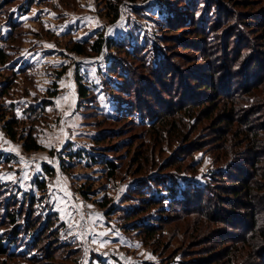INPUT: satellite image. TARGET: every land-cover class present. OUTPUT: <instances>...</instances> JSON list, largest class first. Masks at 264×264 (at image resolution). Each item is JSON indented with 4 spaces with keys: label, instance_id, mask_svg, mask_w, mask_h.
Wrapping results in <instances>:
<instances>
[{
    "label": "rangeland",
    "instance_id": "1",
    "mask_svg": "<svg viewBox=\"0 0 264 264\" xmlns=\"http://www.w3.org/2000/svg\"><path fill=\"white\" fill-rule=\"evenodd\" d=\"M26 1L12 0L5 4L4 0H0V54L4 55V58L0 57V115L4 112V119H9L4 108L11 107L20 120L17 127L19 134L31 131L42 149L24 151L20 139L12 140L6 134L0 116V182L13 185L22 193L34 194L36 207L43 217L46 212H56L59 217L56 223H64L61 239L70 241L77 252L73 253L71 261L70 256L63 261L55 259L52 264H181V258L188 261L206 252L210 253L217 247H228L222 260L228 252L233 258L237 249L248 250L249 243L241 245L242 241L236 237L239 245H233L234 240H227L230 233L246 235L238 221H235L238 225L236 228L234 225L213 222L212 219L205 220L197 214L181 215L166 224L162 229L164 235L150 244L142 239L143 236H138L129 223L128 230L123 227V218H119L121 212L107 214V210L101 209L98 202L104 201L105 197L111 200L110 207L119 206L120 210L137 205L138 201L134 197L124 200L135 181L151 177L159 171L173 172L167 166L169 158H183L182 164L191 163L198 169L196 175L184 172V178L177 179L178 191L189 183L204 185V178L209 172L215 170V166L224 164L211 157L213 152L208 151L209 147L217 148L220 144L217 152H222L224 137L235 141L244 135L239 132L244 120L228 114L230 94L246 90L251 97L264 98L263 56L259 53L255 55L258 64L248 75L252 77L253 74L255 81L246 88L245 79L248 76L244 75L249 64L246 61L253 51L252 45L254 41L257 44L264 33V0H217L230 9L229 20L238 18L243 21L247 32L243 38L249 37L253 41V44L243 47L242 51L234 42L229 45L231 49L227 52L219 40L225 32L215 28L212 35L216 40L211 42L214 44L208 45L209 49L202 46L203 37L197 39L195 31L198 30L191 29L193 22H184L190 17L186 0H110L119 4L120 14L114 21L110 20L112 14H108L111 11L106 4L108 0H36L27 12H22L21 6L24 7ZM213 1L202 0L207 5ZM167 12L174 17H183L181 24L171 28L164 24L156 26L155 21L161 22ZM179 17L176 19L180 20ZM221 22L222 31L234 24H229L226 19ZM249 27L254 30H248ZM99 33L115 42L129 43L128 47L135 45L137 51L144 55V60L150 63L156 51L166 52L168 62L177 73L189 77V73L197 72L212 81L215 87V91H199L188 78L187 85L182 81L181 86L178 78H168L165 81L167 85L170 83L168 92H163L166 88L160 86L151 89L153 103L163 104L170 109V102L178 101L180 98L175 97H181L183 92H189L186 95L190 96L192 103L198 101L199 93L204 92L211 95L213 104L196 106L200 101L192 104L198 115L197 123L191 119L190 125L194 127H183L180 138L168 131L160 142L152 139L150 128L138 125L137 119L134 123L128 117L116 118V102L110 87L115 88L111 82L120 80L115 79L116 76L110 75L107 70L110 64L108 55L116 54L114 48L107 49L104 46L95 55H78L70 49L72 42L91 43ZM193 40L200 42L199 47L204 51H199L192 43ZM260 50L264 53L263 47ZM121 55L125 61L132 63L141 78H134V95L146 87L147 80H142V77L147 78L148 73L139 62H133L126 54ZM78 82L88 90L83 99L78 97ZM256 83L259 86L254 88ZM51 92L55 94L51 96ZM262 101L260 112L249 120L259 132L257 145L262 148L259 157L264 160ZM37 105H44L40 112L42 117L32 123L27 120V109ZM158 105L157 110L160 111ZM246 105L244 103L243 107L250 108V105ZM219 124L221 126L217 127ZM189 147H199L201 150L194 151L190 156V151L186 150ZM78 150H84L85 156L94 154V151L107 154L106 157L117 164L115 176H109L103 165L89 166L86 157L75 160L76 165L71 169L63 168V161L65 165L70 161L67 153ZM232 151L236 156L246 152L243 146H235ZM241 158L247 160L246 156ZM240 165L245 170L250 169L248 164L241 162ZM45 166L53 170L51 175L45 172ZM260 178L261 174L257 172L253 181ZM36 179H45L44 190L38 189ZM87 180L91 183H87ZM219 182L222 185L230 184L227 180ZM83 183L87 186L86 195L80 191ZM258 201L254 204L257 205ZM223 208L234 209L226 204ZM233 213L243 216L246 210L234 209ZM159 215V212L156 215L152 209L141 217L155 220ZM260 215L264 223V212ZM260 244L258 242V246ZM258 260L259 256L257 260L255 257L252 259L259 264ZM45 263L50 264L49 261ZM8 264L27 263L23 260H9ZM231 264H246V261L240 257L238 260L233 259Z\"/></svg>",
    "mask_w": 264,
    "mask_h": 264
},
{
    "label": "trees",
    "instance_id": "2",
    "mask_svg": "<svg viewBox=\"0 0 264 264\" xmlns=\"http://www.w3.org/2000/svg\"><path fill=\"white\" fill-rule=\"evenodd\" d=\"M4 1L5 4L12 2V0ZM115 1L118 2L120 0ZM186 1L189 4L187 10L190 13V17L184 20V22H193L191 29L198 30L195 31V34H198L197 39L203 37L201 42L205 49H209V46L214 44L211 43L212 40H216L212 35L214 28L215 30L225 32L219 40L224 45L226 52L231 49L229 45L234 42H236L238 48L241 47L240 51L243 50V47L253 44V41L249 37L243 38V34H247L244 30L243 21H239L238 18H236L237 21L234 19L236 22L229 20L228 16L230 9L218 3L217 0H214L213 3L209 5L202 2V0ZM116 2L115 4L110 0L106 2L111 9V11L108 12V14H112L111 21L117 19L120 14L119 4ZM34 3H36V0H27L24 7L21 6V11L27 12L28 7ZM164 4L168 5L167 3ZM195 4L197 5L195 6ZM201 8H203L202 12H200ZM176 17H179V15H175L174 17L171 13L167 12V14L162 17V21H155V24L156 26L164 24L167 28L180 25L183 21V17H179L180 20H177ZM222 19H226L229 24L234 22L233 26L222 31L220 29L223 24L221 22ZM248 30L254 29L249 27ZM201 34H203V36ZM185 38H187V36L184 37V39ZM192 43L199 48V51H204L203 48L200 49L199 47L200 42L193 40ZM125 44H127V47ZM104 46L107 49L114 48V52H116V54L110 53L108 55L110 64L107 68L110 75H115V79L118 78V80H120V82H111L115 88L110 87V92L116 102L114 107L116 118L128 117L134 123L136 122L135 119H137L139 121L137 123L138 125L150 128L149 131L153 133L151 135L152 139L161 141L165 134H168V131L170 134H175L176 137H182L183 127H194L190 125L191 119H194L193 123L198 122V115L195 113L196 110L192 104L198 101H200V103L196 106L205 103L207 106L213 104V100L210 99L211 95L205 94L204 92L201 94L199 93L198 95L200 96H197L199 97L198 101L192 103L189 98L190 96L186 95L189 92H183V90L181 91L183 92L181 97H175V99L180 98L178 101L170 102V109L163 104L158 105L153 103L154 98L151 89L160 86L161 88H166L163 92H168L170 83L167 85L165 82L168 78H170V80L171 78H174V80L178 78L180 86L182 81L187 85L186 78H188L192 81L193 85H196L199 91L202 89L215 91L212 81H208V78L206 79V77L200 76L199 73L191 72L189 73V77H183V74L181 75L173 70L174 66L168 62L169 60L166 52L160 50L156 51L153 54V62L150 63L144 60V55L137 51L135 45H130V47H128L129 43H118L111 39L104 38L102 33H99L96 39L91 43L74 41L71 43L70 49L78 55H95L100 53ZM261 47L264 48V33L261 35L258 43L256 44L254 41L252 45V53H254H251L246 61V64H249L244 75H251V69L258 64V58L255 57L257 53L264 58V53H261L260 50ZM121 54H126L132 61L136 60L139 62L138 64L144 67L145 71L148 73L147 78L142 77V80H147L145 83L146 87H142L138 90V93L136 92L134 95L132 94L134 92V78L138 77V74L136 69L133 68L132 63L130 61H125ZM240 54L239 52V56ZM0 57L4 58V55L0 54ZM262 58L260 57V59ZM137 79L141 78L138 77ZM245 81L247 82L245 85L246 88L255 81L253 74L252 77L248 76ZM258 86L259 83H256L254 88ZM87 91L86 87L78 82V97L80 99L86 97ZM54 94V92L50 93L51 96ZM121 94L123 96H121ZM262 94H264V91ZM230 96L231 104L229 107L230 113L228 114L244 120L239 131L240 133H244V135L241 137L242 139L235 141H232L230 137H224L222 140V148L224 151L222 152H217V149L221 147L220 144L217 148L214 147L212 149L209 147V150L207 149L213 152V154L211 153V157L213 156V158L218 161L221 160L224 164L222 166H215V170L209 172L207 177L204 178V185L189 183L187 187H182V189L180 188L178 191L177 179L184 178L182 176L184 172L196 175L198 169L191 163H186L185 165L184 162L182 164V161H184L183 158L174 157L166 161L168 162L167 166L174 170L173 172L167 173L159 171L151 177H143L135 181V185L131 187L124 200L129 197H134L138 201L137 205L129 209L124 208L120 210L119 206L110 207L111 200L105 197L104 201L98 202L101 209L107 210V214L116 211L121 212L119 218H123V227L128 230L130 228L128 225L129 223L132 226V230L137 231L138 236H143L142 239L150 244H152L153 240L155 242L158 240L157 238L164 235L162 233L164 230L162 229L166 224L172 223L174 218H179L181 215L197 214L205 220L212 219L213 222L234 225L236 228H238V225L235 221H238L241 229L243 228V230H245L246 235H244V233H230L227 237L229 239L224 238L227 240H234L232 243L233 245H239L235 237L242 241L241 245H245L246 243L250 244L248 250H244L243 248L237 249V252H234L233 258L228 252L226 258L222 260L228 247H217L210 253L206 252L200 257L190 258L188 261H183L181 258V264H218L220 262L221 264H231L233 259L238 260L240 257L245 259L246 264H257L256 262L254 263L252 259L255 257V260H257L258 256L260 259L258 260L259 264H264V246L262 245L264 242V223L260 219L261 212H264V160L262 157H259L261 155L260 151L262 150V148L257 145L259 142V132L255 130L257 129L255 124L250 123L251 121L249 120L253 115L260 112L259 106L263 103L262 100H264V98L260 96L251 97L246 90L244 92L241 91L230 94ZM144 97L148 98L147 100H149V102L145 100ZM187 103H190L189 105L191 106L189 107V105H186ZM244 103L250 105V108L243 107ZM157 105L161 107L160 111L157 110L159 108ZM40 106H42V108ZM43 107L44 105H37L28 108L27 120L33 123L41 118L40 112L43 110ZM4 109V111L9 114V119H4V112H2L0 116L3 121V129L9 138L12 140L17 138L20 139L21 148L26 152L42 149L31 131L19 134L17 127L20 120L15 116L12 108L5 107ZM173 113L176 114L172 115ZM228 114L227 116H229ZM219 126H221V124L217 127ZM96 140L95 138L94 142H96ZM235 146H243L246 152L244 154L238 153L236 156V153L232 151ZM186 150H189V155L192 156L194 151L201 149L199 147H189V149ZM94 152L96 153V151ZM95 153H89L85 156L84 150L74 151L73 153L69 152L67 155L70 161H68L66 165L65 161H63L62 167L71 169L76 165L74 164L75 160L86 157L90 162L89 166L96 164L103 165L107 169L108 175L114 177L117 172V164L106 157L107 154ZM245 156L247 160L241 158ZM226 159H229L227 161L229 163L226 162ZM232 160L234 161L230 162ZM214 162L216 163L215 160ZM241 162L246 165L248 164L250 169L245 170L242 165H240ZM262 162L263 164H261ZM44 169L49 175L53 172L51 168L46 166ZM257 172L261 174V178L253 181ZM225 180L230 182V184L222 185V183L219 182H224ZM36 183L39 190H44L46 186L45 179H36ZM87 183L91 182L87 180ZM86 188L87 186L83 183L80 191L84 195L87 194L85 191ZM257 200H259L258 204L255 205L254 202ZM224 204L232 206L234 209L246 210V213H244L243 216L234 214V209H224ZM152 209L156 212V215L159 212L160 215L157 219L153 220V218L145 219L141 217L149 213ZM57 219H59V217L56 212H46L45 217L38 212L34 194L22 193L13 185H6L0 182V264H8L9 260H23L27 264H46L45 261H49L50 264H52L55 263V259H61V261H63L67 260L70 256L71 261L74 255L73 253L77 252V248L75 249L70 241L61 239V234L65 225L61 221L57 224ZM238 234H241V236H238ZM52 241L54 242L52 243ZM50 242L52 243L51 247ZM258 242H261L259 246ZM252 243L254 245H251ZM222 244L223 242L221 241V245ZM201 248L202 250L205 249L204 247Z\"/></svg>",
    "mask_w": 264,
    "mask_h": 264
}]
</instances>
